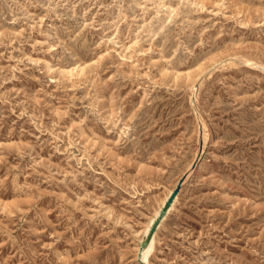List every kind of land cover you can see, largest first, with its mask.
Here are the masks:
<instances>
[{
	"label": "rangeland",
	"instance_id": "1",
	"mask_svg": "<svg viewBox=\"0 0 264 264\" xmlns=\"http://www.w3.org/2000/svg\"><path fill=\"white\" fill-rule=\"evenodd\" d=\"M181 177L149 264H264V0H0V264H145Z\"/></svg>",
	"mask_w": 264,
	"mask_h": 264
},
{
	"label": "water",
	"instance_id": "2",
	"mask_svg": "<svg viewBox=\"0 0 264 264\" xmlns=\"http://www.w3.org/2000/svg\"><path fill=\"white\" fill-rule=\"evenodd\" d=\"M184 177H181L178 182L176 183L175 187L171 190V192L169 193L168 197L166 198V200L164 201L163 205L161 206V209L157 215V217L155 218V220L153 221V223L151 224L148 233L146 234V236L144 237V240L142 241V243L140 244V249L146 245L150 238L152 237V235L154 234L158 224L160 223V221L164 218V216L166 215L168 209L170 208V206L172 205L175 197L177 196L182 181H183Z\"/></svg>",
	"mask_w": 264,
	"mask_h": 264
},
{
	"label": "bare ground",
	"instance_id": "3",
	"mask_svg": "<svg viewBox=\"0 0 264 264\" xmlns=\"http://www.w3.org/2000/svg\"><path fill=\"white\" fill-rule=\"evenodd\" d=\"M170 192H171V190H169V192L167 193L166 197L163 199L162 204L159 206L156 214L152 217V220L150 221L151 222L150 226L153 223V221L155 220V218L157 217V215H158V213H159V211L161 209V206L163 205L164 201L166 200V198L168 197ZM169 210H170V208L168 209V211ZM168 211H167V213H168ZM150 226H148V227L150 228ZM148 227H146L147 230H149ZM147 230H145V231H147ZM145 231H143V232H145ZM147 233H148V231H147ZM146 234H145V236H146ZM143 239H144V237H143ZM153 242H154V235H152V237L150 238L149 242L146 245H144L141 249H140V246L137 248L138 249L137 250V255H138V257H140L139 261H141V263L149 264V262H148V254L150 253V251H151V249L153 247Z\"/></svg>",
	"mask_w": 264,
	"mask_h": 264
}]
</instances>
